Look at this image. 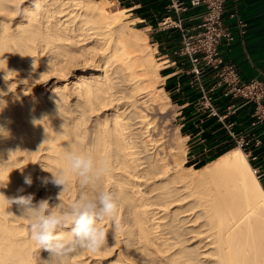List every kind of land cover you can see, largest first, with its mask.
Here are the masks:
<instances>
[{
	"label": "bare ground",
	"instance_id": "1",
	"mask_svg": "<svg viewBox=\"0 0 264 264\" xmlns=\"http://www.w3.org/2000/svg\"><path fill=\"white\" fill-rule=\"evenodd\" d=\"M106 5L0 0V192L55 207L61 189L42 184L51 174L40 164L66 167L71 145L108 162L100 184L119 206L118 226L101 224L107 245L71 264H264V188L245 154L235 147L200 168L177 160L149 118L161 114L165 93H156L145 36L123 23L125 10ZM79 192L72 176L64 206ZM9 211L15 216L0 218V264H42L49 254L34 246L28 220L15 204Z\"/></svg>",
	"mask_w": 264,
	"mask_h": 264
},
{
	"label": "crops",
	"instance_id": "2",
	"mask_svg": "<svg viewBox=\"0 0 264 264\" xmlns=\"http://www.w3.org/2000/svg\"><path fill=\"white\" fill-rule=\"evenodd\" d=\"M107 1L112 10H125L141 26L164 63L163 86L173 103L175 121L187 144V154L214 157L239 148L237 138H242L247 144L240 149L245 156L256 157L249 164L259 168L258 181L264 188V121H258L254 103L234 96L225 85H217L219 77L213 69H207L201 77L210 98V101L203 100L198 82L190 73L191 65L177 55L181 47L180 32L165 29L162 23L167 16L176 18L168 0ZM183 2L188 10L181 17L185 26H192L199 22L202 8L191 7L189 0ZM238 7L246 23L244 41L236 39L222 44L219 52L221 65L233 66L239 80L246 82L264 73V0H238ZM225 22L231 24L228 18ZM209 104L216 109L218 117L209 113Z\"/></svg>",
	"mask_w": 264,
	"mask_h": 264
},
{
	"label": "clouds",
	"instance_id": "3",
	"mask_svg": "<svg viewBox=\"0 0 264 264\" xmlns=\"http://www.w3.org/2000/svg\"><path fill=\"white\" fill-rule=\"evenodd\" d=\"M5 135V125L0 124V136ZM64 160L66 167L58 170H50L40 164L43 171L51 174L41 178L42 184L51 183L61 189L57 196L60 203L55 207H50L47 199L34 203L33 194L9 198L0 192V218L15 216L9 209L13 204L18 206L19 217L29 222L30 239L34 246L39 252L49 254L47 259H42V264H71L74 254L80 251L96 252L108 242V233L101 226L102 221L109 219L118 226L116 195L104 190L100 184L109 171L108 162L97 161L93 154L79 152L71 145L65 147ZM72 176L78 178L80 192L65 207L62 194L69 191ZM24 183L31 186V176H25ZM6 187L7 183H0V188Z\"/></svg>",
	"mask_w": 264,
	"mask_h": 264
},
{
	"label": "built area",
	"instance_id": "4",
	"mask_svg": "<svg viewBox=\"0 0 264 264\" xmlns=\"http://www.w3.org/2000/svg\"><path fill=\"white\" fill-rule=\"evenodd\" d=\"M183 1L168 0L169 8L174 11L176 18L167 16L162 23L165 29H177L180 32L181 47L177 55L191 65L190 73L198 82L203 100L210 101V98L204 90L201 77L207 69H213L219 77L217 85H225L234 96L254 103L258 121H264V73L242 82L233 66L221 65L219 47L236 39L241 43L244 41L246 23L241 18L238 0H189L191 7L202 8L199 22L192 26H185L181 17V14L188 10ZM225 18H228L231 24H226ZM207 107L212 116L218 117L211 104ZM246 144L244 139L237 138L239 148ZM246 158L250 163L256 160V157L250 154H247ZM252 171L259 180V168L252 166Z\"/></svg>",
	"mask_w": 264,
	"mask_h": 264
},
{
	"label": "rangeland",
	"instance_id": "5",
	"mask_svg": "<svg viewBox=\"0 0 264 264\" xmlns=\"http://www.w3.org/2000/svg\"><path fill=\"white\" fill-rule=\"evenodd\" d=\"M98 1L102 3L103 0ZM106 6H109L108 1ZM110 11H112V8H110ZM122 21L125 25H127V27L137 29L140 35H142L143 37L145 36V40L148 45V50L151 54L153 63L155 64L157 72L159 74H157L158 78L155 84L156 93L159 94L161 88L165 93V95L161 97V100L159 101L161 104L164 105V107L160 110L161 114H149V118L153 116V119L156 118V120L159 121L160 129L163 131L165 138L173 144L172 146L176 147L175 157L178 161H181V164L184 167H202V165L205 164L210 157H190L189 154H187V144L185 142V139H182L183 136L180 134L179 127L177 125V122L175 121V111L173 110V103L169 95L167 94L166 89L163 86L164 79L161 77V68L164 66V63L161 59H159V54L157 53V50L152 45V41L147 36V33L141 28L139 24L136 23V21H132L126 12L123 13ZM167 159L169 160L168 157Z\"/></svg>",
	"mask_w": 264,
	"mask_h": 264
},
{
	"label": "trees",
	"instance_id": "6",
	"mask_svg": "<svg viewBox=\"0 0 264 264\" xmlns=\"http://www.w3.org/2000/svg\"><path fill=\"white\" fill-rule=\"evenodd\" d=\"M221 154H223V153H221ZM221 154H219V155H217V156H214V157H210V158L207 160L206 163H208V162L214 160L215 158H217V157L220 156ZM206 163H205V164H206ZM203 165H204V164H203ZM203 165H202V166H203Z\"/></svg>",
	"mask_w": 264,
	"mask_h": 264
}]
</instances>
